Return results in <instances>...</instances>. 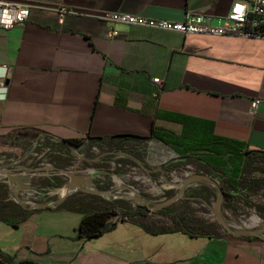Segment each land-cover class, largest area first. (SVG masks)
Listing matches in <instances>:
<instances>
[{
  "label": "crops",
  "instance_id": "0c3cea01",
  "mask_svg": "<svg viewBox=\"0 0 264 264\" xmlns=\"http://www.w3.org/2000/svg\"><path fill=\"white\" fill-rule=\"evenodd\" d=\"M2 1L27 5L29 19L22 28L0 25V144L18 131L61 141L149 138L153 132L181 136L185 118L193 132L240 144L242 151L215 154L141 140L147 173H165L166 163L189 157L233 186L239 185L244 151H264L263 38L183 35L100 18L115 12L173 22L189 13L223 18L238 0ZM63 7L70 13L61 20ZM112 30L119 37L111 40ZM154 78L163 81V90ZM160 154L167 156L157 159ZM201 186L196 190L208 188ZM31 211L18 228L0 222V230L19 233L9 254L23 250L24 258L43 264H264L263 239L230 231L207 238L157 235L166 220L132 219L82 246L75 241L80 211Z\"/></svg>",
  "mask_w": 264,
  "mask_h": 264
},
{
  "label": "built area",
  "instance_id": "2783aa9c",
  "mask_svg": "<svg viewBox=\"0 0 264 264\" xmlns=\"http://www.w3.org/2000/svg\"><path fill=\"white\" fill-rule=\"evenodd\" d=\"M58 13L61 20H63L70 13V10L63 7L58 10ZM100 18L113 25L146 27L177 32L183 35L236 36L244 39H264V0H238L232 5L228 15L223 18L189 13L182 22H173L148 19L120 12L105 13ZM28 19L29 7L27 5L0 0V25L11 29L22 28L26 25ZM118 37L119 32L116 30L108 33V38L111 40ZM153 83L159 91L164 89L161 79L154 78ZM259 104L260 100L254 101L253 108L255 109ZM85 140L86 138L80 140L83 145L76 146L58 139L35 134L14 136L9 142L0 144V184L6 186L14 202L25 209L41 210L44 209L43 206L57 208L70 196L81 191L70 189L69 185L71 183L78 178L92 181L91 176L94 170L91 166L98 162L99 158L92 159L90 155L92 150L85 145ZM54 158L56 160H68L72 163V167L70 169L61 168L53 160ZM85 163L90 167L81 169V166ZM192 168L194 167L187 166L184 170ZM198 175H203V173L194 168V172L185 173V177L176 182L184 184L187 180ZM167 182L169 183V181ZM61 183L65 185L60 186ZM127 188L126 185L122 184L119 186V193L115 195L106 193L107 196L104 197L112 196L113 199H126L133 206L142 204V201L150 207L156 206L137 196L134 191L122 194ZM90 189L94 191L91 185ZM49 196L57 197L56 201L48 200L47 197ZM154 212L149 213L150 218L162 220V217ZM113 222H122V218L117 216Z\"/></svg>",
  "mask_w": 264,
  "mask_h": 264
},
{
  "label": "trees",
  "instance_id": "16d2710c",
  "mask_svg": "<svg viewBox=\"0 0 264 264\" xmlns=\"http://www.w3.org/2000/svg\"><path fill=\"white\" fill-rule=\"evenodd\" d=\"M181 121L184 125V131L181 136L153 132L149 138L128 135L114 136L111 138H87L85 145L89 149L99 147L104 151L105 155L114 156L123 153L130 162L140 161L142 159L146 153L147 146H141V140L149 141L152 138H156L165 144H175L189 150L203 149L215 154H239L242 151L241 147L243 146L240 144L236 143V146H233L225 140H208L205 133L193 132L189 119L182 118ZM21 134L33 133L30 131H18L13 135L17 136ZM68 142L76 146L83 145L79 140ZM138 145L139 147H136ZM258 164H264V151L249 150L247 148L244 151V166L239 185L233 186L227 184L225 181L223 185H219V189L226 201H231L234 198H240L245 201L244 195L247 192L264 189V181L245 178L246 175L252 172L251 170L255 168V165ZM187 166H193L198 172L201 171L204 175L213 178L211 170L207 166L202 164L200 160L189 157L181 158V160L177 161H170L162 166L161 170L163 172H180ZM206 186L208 188L205 190H195L187 193L183 202L179 205L174 203L168 207L160 208L162 206L160 203L158 210L154 213L161 216L162 220H166V224L163 223L158 226L154 233L157 235L183 233L192 238H207L215 234L213 227L207 222L195 218L193 216V210L190 208L191 203H210L211 198L214 197V192L211 185L206 184ZM72 198H75L74 201L71 203L65 201L58 208L80 211L83 214L75 237V241L80 242L82 246L87 242L103 237L109 229H114L117 223H112V221L117 216H120L122 221L132 219L143 220L150 219L149 213L153 212L152 208L147 204L133 206L126 199L111 201L100 194L79 193ZM31 214V210L25 209L14 202L6 186L0 185V222L18 228L21 223L27 221ZM245 238L264 240L262 236H247ZM22 251L19 250L15 254H9L0 248V264H43L36 258H24L25 254Z\"/></svg>",
  "mask_w": 264,
  "mask_h": 264
},
{
  "label": "rangeland",
  "instance_id": "374dc122",
  "mask_svg": "<svg viewBox=\"0 0 264 264\" xmlns=\"http://www.w3.org/2000/svg\"><path fill=\"white\" fill-rule=\"evenodd\" d=\"M91 149L92 159L99 158L98 162L94 163L91 168L94 173L91 176L90 181L91 188L95 192L112 193L113 195L119 193V186L126 185L128 188L124 190L122 194L131 193L134 191L137 196L148 200L151 205H157L165 202L174 196H177L180 192V182L185 173L194 172L192 169H183V171H170L153 175L147 173L146 169L149 167L147 163L141 159L140 161L130 162L127 160L125 154L119 155H105L104 151L99 147ZM89 149V147H88ZM160 158H166L167 155H159ZM58 165L63 169H70L72 163L68 160H56ZM122 165V166H120ZM90 167L87 163L81 166V169H87ZM252 172L245 176L246 179L261 180L264 181V164L255 165ZM204 175V174H203ZM207 176V175H204ZM219 185H223V178L220 173L212 174ZM169 181V183L167 182ZM171 182V183H170ZM204 185L208 183L202 182ZM195 183L187 186L186 194L201 188V183L197 185ZM1 185V184H0ZM65 184L61 183L60 186ZM201 186V187H200ZM133 187V188H132ZM214 197L211 198L209 204L191 203L190 208L193 210V216L199 220L205 221L213 227V232L216 234H222L224 231H263L264 230V189H259L253 192H247L244 197L245 201L240 198H234L231 201H226L224 195L220 193L219 189L213 185ZM79 193H90L86 191H79L71 198ZM50 201H56L57 197H47ZM111 201L112 196H108ZM35 202V200H33ZM16 203V202H15ZM17 204V203H16ZM219 206V211L224 219L225 225L216 216V207ZM258 218L259 221L255 222L254 219ZM150 222L157 223L158 221L150 219ZM165 223V222H164ZM166 224V223H165ZM171 225V224H170ZM19 233L14 230H8L4 232L0 230V248L8 253H14L19 243ZM264 237V233L261 234Z\"/></svg>",
  "mask_w": 264,
  "mask_h": 264
},
{
  "label": "water",
  "instance_id": "95a60500",
  "mask_svg": "<svg viewBox=\"0 0 264 264\" xmlns=\"http://www.w3.org/2000/svg\"><path fill=\"white\" fill-rule=\"evenodd\" d=\"M64 143H68L70 144L68 141H63ZM208 183V184H211V185H214L216 186L218 189L220 188L219 187V184L218 182L209 177V176H204V175H198L194 178H191L189 180H187L182 186H181V189H180V192L177 196H174L172 197L171 199L169 200H166L165 202H162V207H168L170 205H172L173 203L181 200L184 198L185 194H186V189H187V186H189L190 184L192 183ZM90 180H84L82 178H78L76 181H74L73 183H71L69 185V188L70 189H78V190H81V191H86V192H90V193H94V194H100L102 196H107L106 193H103V192H95V191H92L90 189ZM220 191V189H219ZM221 193V191H220ZM142 204H147L146 202L142 201L141 202ZM160 204V203H159ZM157 204L155 207H151L153 211H156L158 210V205ZM148 205V204H147ZM49 206H43V208H48ZM216 216L218 217V219L225 225V222H224V219L222 218L221 214H220V211H219V206L216 207ZM234 236H261L262 233H264V230L263 231H252V230H243V231H233V230H229ZM263 237V236H262Z\"/></svg>",
  "mask_w": 264,
  "mask_h": 264
},
{
  "label": "bare ground",
  "instance_id": "6f19581e",
  "mask_svg": "<svg viewBox=\"0 0 264 264\" xmlns=\"http://www.w3.org/2000/svg\"><path fill=\"white\" fill-rule=\"evenodd\" d=\"M254 221H255V222H258V221H259V219H258V218H256V219H254Z\"/></svg>",
  "mask_w": 264,
  "mask_h": 264
},
{
  "label": "clouds",
  "instance_id": "9594fccd",
  "mask_svg": "<svg viewBox=\"0 0 264 264\" xmlns=\"http://www.w3.org/2000/svg\"><path fill=\"white\" fill-rule=\"evenodd\" d=\"M0 98H2V97H0Z\"/></svg>",
  "mask_w": 264,
  "mask_h": 264
}]
</instances>
